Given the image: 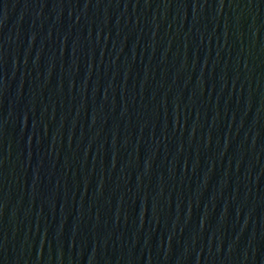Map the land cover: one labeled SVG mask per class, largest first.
I'll return each mask as SVG.
<instances>
[{"label":"water","instance_id":"obj_1","mask_svg":"<svg viewBox=\"0 0 264 264\" xmlns=\"http://www.w3.org/2000/svg\"><path fill=\"white\" fill-rule=\"evenodd\" d=\"M0 264H264V0H0Z\"/></svg>","mask_w":264,"mask_h":264}]
</instances>
